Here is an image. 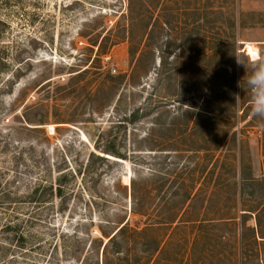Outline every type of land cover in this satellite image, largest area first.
<instances>
[{
	"label": "rangeland",
	"instance_id": "rangeland-1",
	"mask_svg": "<svg viewBox=\"0 0 264 264\" xmlns=\"http://www.w3.org/2000/svg\"><path fill=\"white\" fill-rule=\"evenodd\" d=\"M214 4L216 0H138L147 19L137 34L149 46L148 54L133 59L129 42L123 41L100 63L94 62L98 47L92 45L115 33L127 14V0H0V264H102V249L93 243L102 237L101 230L109 234L114 223L129 219L132 226L144 223L131 215L123 188L134 176L147 181V264H235L236 239L228 221L235 213L234 164L242 192L238 205L260 209L243 217L244 243H254L248 228L258 229L257 214L264 236V113L257 111L264 105V87L231 77L226 45L218 49L215 44L217 28L226 32L228 20L215 18ZM236 13L242 76L253 79L264 73V0H236ZM248 45L258 52L257 60L248 55ZM215 50L221 52L217 58ZM100 66L113 76L131 75L138 66L135 80L150 87L128 109L139 102L153 109L143 125L128 126L148 134L146 144L135 143L143 155L138 152L111 166L98 162L100 180L93 197L82 192L83 176H78L68 182L74 194L30 202L26 196L35 184L51 182L68 166L78 169L93 151L101 154L95 144L105 147L117 139L124 151L133 144L126 128L118 126L122 112L101 105L95 76L79 75ZM17 68L23 70L20 77L5 83ZM56 85L63 90L57 92ZM208 100L211 111L225 109L226 116L228 107L238 103V115L230 120L235 129L228 134L226 119L218 120L219 133L217 129L213 139L198 134L193 152L183 151L178 144L183 138L167 143L172 136L166 128L173 119L178 117L180 124L187 117L199 119ZM32 104L27 116L45 121L40 130L21 117ZM189 107L198 110L185 113ZM159 122L162 127L154 126ZM215 146L219 151L208 150ZM9 222L20 225L28 237L32 248L26 247L27 253L2 248ZM238 224L241 231L240 220ZM66 232L73 240L58 243ZM39 244L42 248L36 250ZM115 251L109 247L107 264H123L116 259L124 255Z\"/></svg>",
	"mask_w": 264,
	"mask_h": 264
},
{
	"label": "trees",
	"instance_id": "trees-1",
	"mask_svg": "<svg viewBox=\"0 0 264 264\" xmlns=\"http://www.w3.org/2000/svg\"><path fill=\"white\" fill-rule=\"evenodd\" d=\"M225 1L226 6H220V2H218V0H216V4H214V6H211L215 18L219 19L220 16L224 15L228 20V27L226 29V32H220L221 29L217 28L215 34L216 47L219 49L221 44L226 45L225 52H228V59L231 60L229 69L232 71L231 77L234 79V81L235 78L238 76L239 80L241 79L242 81L243 79V81H248V83L257 87L256 84L251 83L253 79H249L246 77L244 78L242 76L245 72L242 64L240 63V58L244 56V51L242 52V47L238 46L237 36L235 34V29L238 21L236 13V0ZM145 19H147V10H145V8H139L138 0H127V14L122 17V21L119 22V24L116 26L115 33L103 38L102 42H95V44L92 45L94 47H98V52L96 54L94 62L101 63V58L103 57V55L107 54L111 50V48L123 41L129 42L131 46V56L133 57V59H135L138 54H140V57L147 55L149 51V46L145 42V44L143 43V46V44H141L140 42L142 36L141 34H137V27L139 25L144 26ZM222 34H224V36ZM106 46H108V48ZM220 53L221 52L215 50L216 58L217 56H219ZM96 69L97 70L95 72H92V70H89L88 68L81 72L79 75L84 76L92 74L93 76H95L94 79L96 81V85L100 89L103 97L101 105L103 104L104 106H106V108L114 107L113 113L116 111L122 112L123 116L121 117V120L118 121V126H120L121 128H126V136L128 138H132L133 144L130 146L127 145L125 151L122 150L123 144L120 146L117 139L113 141H108L105 147H100L98 146V144H95V149L98 150V152L100 151L103 156L93 151L90 153L86 162L81 164L78 169L73 168L72 166H68L63 170H58L59 176L51 182H39L35 184L32 190L26 196L30 200V202L39 203L41 202V200L48 199L49 197H52L55 200L58 198L62 199L64 196L67 195V193L74 194L75 190H70L68 182L69 178L77 179L78 176H83L84 184L80 185V187H82V192L84 191V194H88L89 196L93 197V194L96 193L94 191V188L98 187L97 185L99 184L100 180V174L97 173L98 162H103L111 166L115 165V161L107 159L106 156H112L114 158L127 161L133 156L137 155L138 152L142 151L141 153H138L140 155H143L142 153H144V150H140L139 148H137L135 143L142 145L146 144L148 134H141L139 129L136 127H132L130 130L128 129V126H135L138 123L140 125H143L145 123V120L152 115V106L148 102H139L132 110L128 109L131 105H135L136 96L145 94L146 89H149L150 87H148V84L146 83L142 82V84H139L137 80H135L138 66L137 69L134 70L131 75L125 76H113L109 72H103V68L101 66L96 67ZM1 72L2 70H0V73ZM22 72L23 70L21 68H17L13 73L10 74L9 77L6 78L5 83L11 84L13 81H15V79L20 77ZM50 83L52 85V81L49 82V87L51 86ZM56 87L57 92L63 90V88H61L59 85H56ZM210 101L211 100H208L207 102L204 101V106L202 109H200L201 117L199 119H196L195 121H192L191 118L189 119V117H187V120L183 121V124H180L177 122L178 117H175L172 123L166 128V130L168 131V135L172 136V139L169 138L168 140H166V142L171 143L173 139L183 138L184 140L182 142H179L178 144L182 148L186 149L183 151L193 152L194 147L199 145L197 144L198 142L196 140L197 135H200L201 132H204L213 139L214 136L212 135H217V129L218 133L220 131L217 127L218 120L222 121L225 119L227 133H231V130L233 131L236 125L231 124L230 120H232L233 115L234 117L238 115V103L236 102V104L230 106V108L228 107V116H226L225 109H220L219 112L211 111L209 108ZM33 110V104L27 106L24 114L21 116L22 120L25 124L27 123L37 126L33 130H40L41 127L46 125L45 121H43L42 119L37 121L29 120L27 114L28 112H31L30 114H32ZM196 110H198L197 107H189V109L186 110L185 113H190L192 115L195 114ZM158 118L159 121H161L162 117ZM154 126L160 128L163 126V124L159 122L155 123ZM236 135L237 134H235L234 132L233 136L234 141L236 143V146L234 147L238 148ZM240 141L241 140H238L239 144ZM215 147L217 148H208V150H211L213 153L219 151V146ZM236 150L237 149L231 151H234L235 154ZM139 160H143V158H140ZM139 168H142V166ZM188 174H192V172L190 171L188 172ZM239 174L240 173L238 171V168L234 164L232 170V178L234 180L233 210L235 211V213L232 214V217H230L228 220L230 225L233 227L234 237L236 239V246L234 247V254L232 256L235 260V264H264V236L261 234L260 231L258 214L256 216L258 229L248 228V230L253 232L254 243L250 245L244 243L245 232L243 217L244 215H248L247 212H250V214H256L259 212L260 209H255L253 211L243 210L242 207L238 205V198L242 200V192H240V188L237 182L238 177L240 176ZM172 175H170V177ZM88 178L90 181H87ZM146 184L147 181L144 177L139 179L134 176L133 178H130L129 185L123 186L126 193V199H129L130 201L129 211L131 215L144 220V223L142 225L140 224L141 226L139 225L137 227L132 226L130 219L124 220L122 223H114L112 226H115L116 228H114L111 233L107 234L101 230L102 237L93 240V243H99V247L100 249H102V264L108 263L107 260L110 257V246L116 247L115 254H117L118 256L124 255V258L116 259L117 261L122 262L123 264H147V253L149 249V243L146 239V235L147 232L150 230V227L147 219L149 213L148 192ZM110 188L112 189V192L114 194H118L119 191H116L115 185ZM6 199L9 200L11 198L7 196ZM238 220H240L241 231H239L238 228ZM108 224L112 223L108 222ZM20 227L21 226L16 224L15 222H9L4 226L3 230L4 233L7 235L6 239L8 242L2 248L6 252L13 250L27 253L28 250H26V247H29V249L32 248L31 245L28 246V237L26 236V234L20 232ZM68 240H73V235H69L68 232H66V234L62 233L58 240V243L60 241H63L65 243ZM39 243H42V241ZM52 246L54 245L52 244ZM139 246H141L140 250L138 249ZM40 248H42V244L35 246L36 250ZM59 249L60 246L56 245L55 250L59 251ZM131 253H135L136 256L132 258Z\"/></svg>",
	"mask_w": 264,
	"mask_h": 264
},
{
	"label": "clouds",
	"instance_id": "clouds-1",
	"mask_svg": "<svg viewBox=\"0 0 264 264\" xmlns=\"http://www.w3.org/2000/svg\"><path fill=\"white\" fill-rule=\"evenodd\" d=\"M251 83L260 85L261 87H264V73L257 74V76L253 78ZM257 111L264 113V105H261L260 107H258Z\"/></svg>",
	"mask_w": 264,
	"mask_h": 264
},
{
	"label": "bare ground",
	"instance_id": "bare-ground-1",
	"mask_svg": "<svg viewBox=\"0 0 264 264\" xmlns=\"http://www.w3.org/2000/svg\"><path fill=\"white\" fill-rule=\"evenodd\" d=\"M247 50H248V55L251 56L252 60H257L258 58V52L256 50H254V48L252 46H247Z\"/></svg>",
	"mask_w": 264,
	"mask_h": 264
},
{
	"label": "water",
	"instance_id": "water-1",
	"mask_svg": "<svg viewBox=\"0 0 264 264\" xmlns=\"http://www.w3.org/2000/svg\"><path fill=\"white\" fill-rule=\"evenodd\" d=\"M106 158L109 159V160H112V161L121 162L120 159L114 158V157H112V156H111V157H107V156H106Z\"/></svg>",
	"mask_w": 264,
	"mask_h": 264
}]
</instances>
